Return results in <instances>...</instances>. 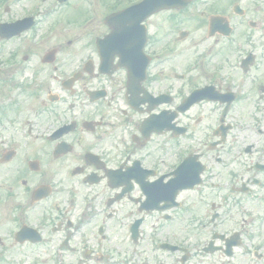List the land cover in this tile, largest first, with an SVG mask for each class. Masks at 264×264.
I'll return each instance as SVG.
<instances>
[{"label":"flooded vegetation","instance_id":"flooded-vegetation-1","mask_svg":"<svg viewBox=\"0 0 264 264\" xmlns=\"http://www.w3.org/2000/svg\"><path fill=\"white\" fill-rule=\"evenodd\" d=\"M138 3L70 2L79 16L63 21L71 37L63 66L79 80L53 84L51 75L44 84V72L63 67L58 25L45 21L62 6L0 0V199L9 236L28 227L36 245L48 233L61 235L58 247L77 239L89 262L103 260L102 250L109 263L122 262L117 249L127 245L143 259L133 264H150L144 256L156 251L166 261L158 264H264V96H242L244 85L254 88L228 84L225 69L242 55L247 75L264 52V0H191L140 25L138 12L108 22ZM188 23L209 44L180 71L173 60ZM212 50L221 64L210 69ZM195 68L202 84L189 80ZM206 87L205 100L190 98Z\"/></svg>","mask_w":264,"mask_h":264},{"label":"rangeland","instance_id":"rangeland-1","mask_svg":"<svg viewBox=\"0 0 264 264\" xmlns=\"http://www.w3.org/2000/svg\"><path fill=\"white\" fill-rule=\"evenodd\" d=\"M71 1H78V0H71ZM63 13V11H60V14ZM59 15H55L54 17L50 18L49 17L45 20L46 22H51L53 20H56L60 17ZM72 16H79L78 14L76 15L75 12L72 11ZM252 16H254L252 14ZM235 22V19H234ZM54 23V21H53ZM239 23V22H238ZM192 23L187 24V31L190 32L189 38L183 43L182 46H180L178 49H184L179 56H176L173 60V65L176 67H173L174 69L177 67H180V71H185L188 66L192 65L194 60L198 57L196 54L199 53L200 49L202 46L209 44V42L204 41L201 42L200 39L202 37L199 35V32L194 29V28H189V26ZM240 32H247V29L245 27V23H243L241 26H238ZM67 25L60 24V43L66 48L65 43L71 39V37L67 33ZM205 38V37H204ZM66 51H69L67 49H64L62 54L58 57L57 60V65L58 66H63L66 65L68 55ZM206 58L205 61L208 64V67L210 69H213L215 67H219L221 64V61L218 57V55H215V52L212 50L210 52L205 53ZM243 57L242 55H234L231 59V61L235 62L234 69L233 66L230 67H225V69L228 71V75L230 77L228 84H247L248 87H252L254 89H245L244 85V90L242 96H248V97H255L258 96L255 91L262 87H264V52H257V62L253 70L247 74L243 75L239 68V61ZM225 70V71H226ZM198 68L194 69V72L189 74L190 78L189 80L193 81V84H202L204 82L203 78L198 77ZM216 70L214 69L213 72ZM69 69H67L66 66H63L61 70L58 72L59 77H65L69 73ZM210 74V73H208ZM51 75H55L53 72H44L43 73V83L44 84H50L49 78ZM198 77V78H196ZM254 80V81H253ZM53 84H58V83H53ZM176 84H180L177 82ZM187 84V83H183ZM222 88L224 89L227 85L222 84ZM236 89V88H234ZM250 91L254 92L255 94H250ZM258 94L259 91H258ZM247 102L252 103V99L247 100ZM252 108V107H251ZM254 109V107H253ZM4 214H5V206L3 201H0V240L3 242V246L0 247V264H58L59 261L61 260L63 263H68V264H100L95 262H87L84 259L81 262H77V260L82 256L80 255L81 248L77 244V239L73 240L72 243L67 246L66 248H62L64 250V254L60 257V260L58 259V246L57 243L59 242L58 238H61L58 236L57 233L55 234H50L48 233L46 237L48 238V242L43 244V245H35V246H18L16 243H14L13 239L9 238V229L7 224L5 223L4 219ZM88 234V233H87ZM126 233L124 232V236ZM58 236V237H57ZM125 241V238L123 237L122 241ZM125 244V243H124ZM119 244H114L113 247L117 249ZM112 249L115 251L116 249ZM108 249V248H106ZM131 247H128L127 245H124L123 248L119 247L117 249L118 254H123L120 252H125L122 255V259H126L129 264H133V262H138L141 263L143 259L138 258L137 256H132L131 254ZM129 252V253H128ZM105 252L104 254H106ZM144 260H147L150 262V264H158V261L164 262L165 261V256L164 254L157 253V251L154 253V256L152 260H150L149 257L146 255L144 256ZM150 260V261H149ZM164 260V261H163ZM117 264L122 263L120 260V257L116 260ZM102 264H108L105 260L103 261ZM170 264V262H169Z\"/></svg>","mask_w":264,"mask_h":264},{"label":"water","instance_id":"water-1","mask_svg":"<svg viewBox=\"0 0 264 264\" xmlns=\"http://www.w3.org/2000/svg\"><path fill=\"white\" fill-rule=\"evenodd\" d=\"M162 1H166V0H145L143 1V3L139 6V8H146L147 7V3L149 4L150 9L153 11H157L158 9L161 8H166L169 6H161L158 3L162 2Z\"/></svg>","mask_w":264,"mask_h":264}]
</instances>
